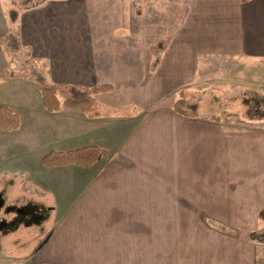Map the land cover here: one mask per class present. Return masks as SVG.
<instances>
[{
	"label": "crops",
	"instance_id": "1",
	"mask_svg": "<svg viewBox=\"0 0 264 264\" xmlns=\"http://www.w3.org/2000/svg\"><path fill=\"white\" fill-rule=\"evenodd\" d=\"M19 28L50 83L112 87L94 96L109 114L52 112L78 119L58 150L94 144L109 159L100 176L78 177L92 164L63 165L76 176L65 180L71 195L51 209L59 216L40 263L254 260L245 250L264 246L249 238L263 225L264 131H226L173 104L208 75H253L248 65L264 60V0H44L24 10ZM248 216L256 227L230 243L229 258L217 230L199 220Z\"/></svg>",
	"mask_w": 264,
	"mask_h": 264
},
{
	"label": "rangeland",
	"instance_id": "2",
	"mask_svg": "<svg viewBox=\"0 0 264 264\" xmlns=\"http://www.w3.org/2000/svg\"><path fill=\"white\" fill-rule=\"evenodd\" d=\"M39 2L0 0V67L7 71L0 78V104L11 107L21 120L17 128L0 130V264H46L38 261V255L59 216L51 209L71 195L72 187L65 180L76 176L63 165L46 166L41 160L47 151L60 149V141L71 137V127L78 119L65 110L48 112L40 102L36 83L50 81L19 37L24 10ZM248 68L253 75L245 73L246 68L242 74L233 72L217 80L208 75L212 80L187 87L183 96L189 102H199L196 112L220 120L226 131H264V60L254 61ZM108 159L103 155L88 170L80 168L78 177L86 176L87 171L91 176L104 174ZM191 220L194 224L198 219ZM199 220L217 230L214 234L221 236L222 252L228 258L235 251L230 250V243L241 245L246 231L256 227L251 216ZM210 234L206 235L208 242ZM253 248L245 250L254 259L246 264H255V259L256 264H264V246ZM237 252L243 255V250ZM235 264L244 263L237 260Z\"/></svg>",
	"mask_w": 264,
	"mask_h": 264
},
{
	"label": "trees",
	"instance_id": "3",
	"mask_svg": "<svg viewBox=\"0 0 264 264\" xmlns=\"http://www.w3.org/2000/svg\"><path fill=\"white\" fill-rule=\"evenodd\" d=\"M42 1L44 0H40V2ZM15 17L16 15L12 14V18L15 19ZM2 36L0 35V42ZM18 42L19 37L17 38ZM6 75V69L0 67V78ZM36 86L40 92L41 104L48 112H56L65 107L77 110L89 118L112 112V109L105 107L94 97L97 93L110 91L112 89L110 85L78 87L61 83H36ZM61 96L64 98H60ZM196 108V103L189 102L183 96V90H180L179 97L173 104L174 112L183 116H197ZM19 125L20 117L17 112L8 105L0 104V130L14 129ZM103 155L108 157V152L105 148L88 144L67 150L51 149L42 156L41 160L46 166H61L66 164L89 166ZM257 218L263 225L260 229L250 232L249 238L254 241L264 242V208L258 210Z\"/></svg>",
	"mask_w": 264,
	"mask_h": 264
}]
</instances>
